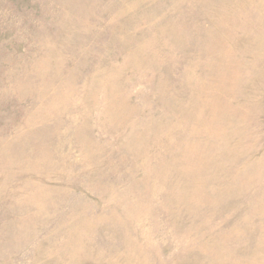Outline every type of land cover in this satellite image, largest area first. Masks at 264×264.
Segmentation results:
<instances>
[{
    "label": "rangeland",
    "instance_id": "1",
    "mask_svg": "<svg viewBox=\"0 0 264 264\" xmlns=\"http://www.w3.org/2000/svg\"><path fill=\"white\" fill-rule=\"evenodd\" d=\"M0 264H264V0H0Z\"/></svg>",
    "mask_w": 264,
    "mask_h": 264
}]
</instances>
